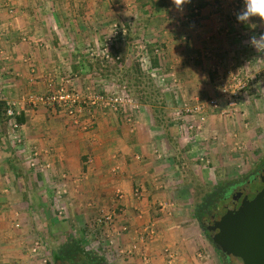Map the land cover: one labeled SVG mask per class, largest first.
Masks as SVG:
<instances>
[{
    "label": "crops",
    "instance_id": "1",
    "mask_svg": "<svg viewBox=\"0 0 264 264\" xmlns=\"http://www.w3.org/2000/svg\"><path fill=\"white\" fill-rule=\"evenodd\" d=\"M234 2L191 0L185 6L197 7L198 12L182 14L178 16L182 24L172 25L164 20L166 13L181 14L172 0H0V100L19 104L23 117L14 130L0 122V264H34L36 255L29 249L34 226L23 186L30 180L36 203H44L39 197L46 194L38 193L47 190L49 196L56 192L64 197L69 216L95 214L91 217L95 227L104 241H110L105 245L119 253L113 264H220L201 239L197 221H173L163 207L157 208L160 215L156 212L163 197L156 176L159 166L150 161L155 150L152 129L122 128L116 112L93 110L68 118L53 106L25 100L29 93L52 91L62 73L71 75L76 85L107 81L105 67L79 59L86 45L103 39L107 19L128 16L131 25L144 20L140 37L159 42L173 54L182 53L185 62L189 49L178 45L180 36H188L192 54H201L209 48L198 41L208 39L210 32H202L207 24L224 22L235 40L239 33L245 36L262 25L258 19L238 23ZM225 4L230 11H212L213 6ZM193 64L185 70H195ZM205 65L209 63L203 59L199 66ZM79 68L86 70L79 73ZM90 119L92 127L85 128ZM12 153H21L22 158ZM105 213L111 214V220L98 222L97 216Z\"/></svg>",
    "mask_w": 264,
    "mask_h": 264
},
{
    "label": "rangeland",
    "instance_id": "2",
    "mask_svg": "<svg viewBox=\"0 0 264 264\" xmlns=\"http://www.w3.org/2000/svg\"><path fill=\"white\" fill-rule=\"evenodd\" d=\"M231 5L236 6V13L242 8L243 0H235ZM219 9L223 13L225 10L230 11L231 7L227 4L217 5L213 6L212 11L218 14ZM172 12L166 13L164 20L167 19L166 23L172 25H180L182 22L178 16L198 12V9H187L184 6L181 14ZM131 16L134 21L138 20L133 14ZM127 19L128 16L124 19L105 20L103 39L99 44L86 45V50L79 55V59H87L92 64L105 67L103 73L107 81L91 85L89 81L88 84L79 82L76 85L71 75L62 73L52 91L33 94L45 98L61 87L77 92L78 103L68 107L58 102L25 101L53 106L58 113L68 118L86 116V113L89 115L95 112L93 110L116 112L120 115L122 128L152 129L155 133V150L153 160L150 161L155 168L159 166L160 173L156 176L157 181L161 182L163 197L160 198L161 203H156V212H160L158 207H163L162 211H169L168 218L173 221H197L200 237L213 252L214 261L224 264L221 253L212 247L205 228L194 213L219 188H224L226 182L249 174L264 155V53L257 52L247 43L251 34L264 33V25L254 26L245 36L239 33L235 40L224 22H212L211 27L206 23L202 32H210L208 39L206 36L202 40L198 38L201 46L209 47L206 52L192 54L187 35L180 36L179 44L175 42L178 45L183 43L189 49L188 54H185L186 59L183 57L185 62H182V53L173 54L159 42L150 41V38L145 41L140 37V32H145L141 26L144 20L139 19L140 25H131ZM171 38L176 39V36L172 35ZM105 52L107 56H104ZM152 56L157 57L155 64L151 61ZM203 59L209 63L208 67L199 66ZM190 60L195 70H185ZM85 70L79 68L77 72ZM96 72L94 68V77ZM185 72L191 76H186ZM122 90L128 99H123L115 110L108 104L88 102L87 95L90 92L109 96L122 93ZM30 95L32 93L27 94V98ZM183 102L188 105L197 104L198 111L182 112L181 117H175L174 110L180 109ZM13 106L19 109L20 105ZM1 123L4 124L3 128H7L8 125L4 127L5 123ZM75 124L80 127L78 122ZM91 124L92 119L85 128L92 127ZM13 156L22 158L21 153ZM32 184L31 180L23 183L25 192L29 194L25 195L30 205L29 221L34 226L29 231L33 237L29 249L36 255L34 264H54L52 254L59 250L60 244L68 240H78L87 253L100 256L101 264H113L119 253L105 245L109 242L104 241L95 227V221L91 219L95 214L73 213L69 216L62 202L64 197L56 192L49 196L47 190L38 193L46 194L39 197L44 203H36V197L32 195L36 193ZM256 185L259 183L253 186ZM227 260L239 264L237 260H233L235 263L231 259ZM76 264L90 263L79 259Z\"/></svg>",
    "mask_w": 264,
    "mask_h": 264
},
{
    "label": "water",
    "instance_id": "3",
    "mask_svg": "<svg viewBox=\"0 0 264 264\" xmlns=\"http://www.w3.org/2000/svg\"><path fill=\"white\" fill-rule=\"evenodd\" d=\"M259 180L261 186L251 197L247 191L242 196L232 194L214 216L199 219L225 256L239 264H264V171ZM57 261L53 258L54 263Z\"/></svg>",
    "mask_w": 264,
    "mask_h": 264
},
{
    "label": "built area",
    "instance_id": "4",
    "mask_svg": "<svg viewBox=\"0 0 264 264\" xmlns=\"http://www.w3.org/2000/svg\"><path fill=\"white\" fill-rule=\"evenodd\" d=\"M113 26H115V24H113ZM89 53H91V52H89ZM104 56H107L106 52L104 53ZM87 98H88V102L90 104H103V105L108 104L111 107V109L115 110L116 107L122 103L123 99L127 98V94L124 93L123 90H122V93H115V94H112L109 96H104L101 93L90 92L87 95ZM28 99L31 101H39V102H46L47 101V102L64 103L69 107L71 105L78 103L79 96H78V93L75 92L74 90H65V89L60 87L56 91L49 93L47 96H45V98L42 95H36V96L34 95L33 97L30 95ZM198 108H199V106L197 104L188 105L187 103L183 102L180 109L174 110V115H175V117L179 118V117H181L182 112H187V113L196 112V111H198ZM18 113H19V110L14 108L12 102L6 103L5 114H6V116L9 117L7 123H8V128H10V130H14L17 127V122L14 120V116ZM13 138H14V136H13ZM120 194H121V192L119 190H116V196L119 197ZM97 219H98V222H101L100 221L101 219H103L105 221H110L111 220V214H109V213L102 214ZM147 231H148V233H151L150 229H147ZM35 244H36V242H35ZM32 249H35V248H32ZM168 255H169V257L171 256V254H168Z\"/></svg>",
    "mask_w": 264,
    "mask_h": 264
},
{
    "label": "flooded vegetation",
    "instance_id": "5",
    "mask_svg": "<svg viewBox=\"0 0 264 264\" xmlns=\"http://www.w3.org/2000/svg\"><path fill=\"white\" fill-rule=\"evenodd\" d=\"M264 171V155L259 158L257 163L255 164L253 170L250 171L249 174L243 176L242 178L232 180L226 182L225 187L219 188L215 195L206 201L203 206H200L196 211L198 212L199 217H195L197 220L200 219L201 215H210L211 217L215 215V210L218 209L224 202H226L232 194H237V196H242L243 194L249 192V197H251L256 190H258L261 186V182L259 180L260 174ZM255 184L256 186H253ZM222 186V185H221ZM235 192V193H234ZM202 222V218H201ZM202 224V223H201ZM205 228V227H204ZM206 232L207 229L205 228ZM208 239L211 241L214 248L224 255V252L218 247L208 236ZM58 261L54 264H64V261L68 263H73L72 261L66 258H57ZM92 264V262H90Z\"/></svg>",
    "mask_w": 264,
    "mask_h": 264
},
{
    "label": "trees",
    "instance_id": "6",
    "mask_svg": "<svg viewBox=\"0 0 264 264\" xmlns=\"http://www.w3.org/2000/svg\"><path fill=\"white\" fill-rule=\"evenodd\" d=\"M156 60H157L156 56L151 57L152 63L155 64ZM5 109H6V103L3 100H0V122H7L9 119V117L6 116L5 114ZM14 120L17 123H21L23 121V117L20 112L14 116ZM194 216L197 218L199 217L197 211L194 213ZM56 257L66 258L72 261L73 263H78V260L80 259L81 262H87V263L92 262L93 264H101L100 256L96 254L87 253L85 250H83L78 240H68L60 244L59 250L52 254V258H56ZM222 257L224 264H232L227 260L225 254Z\"/></svg>",
    "mask_w": 264,
    "mask_h": 264
},
{
    "label": "clouds",
    "instance_id": "7",
    "mask_svg": "<svg viewBox=\"0 0 264 264\" xmlns=\"http://www.w3.org/2000/svg\"><path fill=\"white\" fill-rule=\"evenodd\" d=\"M172 3L182 13L184 6L191 3V0H172ZM235 15L238 23L248 24L253 19H258L264 25V0H243L242 8ZM247 43L257 52L264 53V33L251 34Z\"/></svg>",
    "mask_w": 264,
    "mask_h": 264
}]
</instances>
